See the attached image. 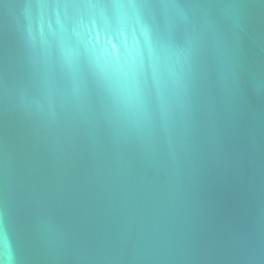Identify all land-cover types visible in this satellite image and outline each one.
<instances>
[{"label":"water","instance_id":"water-1","mask_svg":"<svg viewBox=\"0 0 264 264\" xmlns=\"http://www.w3.org/2000/svg\"><path fill=\"white\" fill-rule=\"evenodd\" d=\"M6 264H264V0H0Z\"/></svg>","mask_w":264,"mask_h":264},{"label":"snow or ice","instance_id":"snow-or-ice-1","mask_svg":"<svg viewBox=\"0 0 264 264\" xmlns=\"http://www.w3.org/2000/svg\"><path fill=\"white\" fill-rule=\"evenodd\" d=\"M8 243L6 236L0 232V247L6 246Z\"/></svg>","mask_w":264,"mask_h":264},{"label":"clouds","instance_id":"clouds-1","mask_svg":"<svg viewBox=\"0 0 264 264\" xmlns=\"http://www.w3.org/2000/svg\"><path fill=\"white\" fill-rule=\"evenodd\" d=\"M0 264H6V261L0 260Z\"/></svg>","mask_w":264,"mask_h":264}]
</instances>
